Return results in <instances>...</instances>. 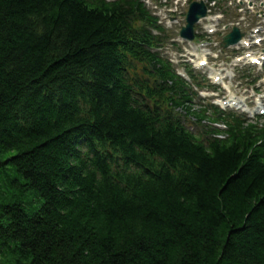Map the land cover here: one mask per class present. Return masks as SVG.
<instances>
[{
    "label": "trees",
    "instance_id": "1",
    "mask_svg": "<svg viewBox=\"0 0 264 264\" xmlns=\"http://www.w3.org/2000/svg\"><path fill=\"white\" fill-rule=\"evenodd\" d=\"M126 27L119 4L0 0V264H264L253 140L204 150L137 105Z\"/></svg>",
    "mask_w": 264,
    "mask_h": 264
}]
</instances>
